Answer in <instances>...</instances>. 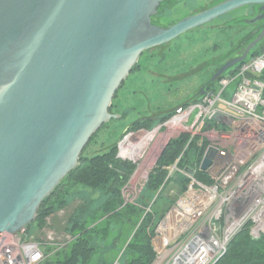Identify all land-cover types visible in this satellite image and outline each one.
Here are the masks:
<instances>
[{
  "label": "water",
  "instance_id": "1",
  "mask_svg": "<svg viewBox=\"0 0 264 264\" xmlns=\"http://www.w3.org/2000/svg\"><path fill=\"white\" fill-rule=\"evenodd\" d=\"M164 2L0 0V238L35 220L93 134L120 116L110 111L112 100L144 51L242 6L258 7L245 23L264 18V0H221L169 26L153 23ZM263 37L264 26L209 81L244 61ZM212 120L228 122L219 112ZM214 155L207 149L199 168L207 171Z\"/></svg>",
  "mask_w": 264,
  "mask_h": 264
},
{
  "label": "built area",
  "instance_id": "2",
  "mask_svg": "<svg viewBox=\"0 0 264 264\" xmlns=\"http://www.w3.org/2000/svg\"><path fill=\"white\" fill-rule=\"evenodd\" d=\"M263 70L264 49L243 62L235 74L220 79L217 93L207 92L200 101L179 106L163 123L179 130V134L187 133L188 143L195 137L199 144L208 141L206 150L213 149L215 155L204 171L210 178L208 182L195 177L203 156L198 164L180 170L188 181L155 226L150 264H214L243 229L252 238L264 234V141L248 128L251 122H258L264 130ZM231 83L234 89L229 93ZM215 112L223 114L228 122L212 120ZM135 132L131 133H139ZM120 142L117 156L131 159L139 168L134 158L121 155ZM177 161L170 165V176L179 170ZM144 178L142 187L147 172ZM122 193L125 201L134 198L124 190ZM44 244L26 228L4 232L0 238V264H43ZM120 257L121 253L112 264H120Z\"/></svg>",
  "mask_w": 264,
  "mask_h": 264
},
{
  "label": "trees",
  "instance_id": "3",
  "mask_svg": "<svg viewBox=\"0 0 264 264\" xmlns=\"http://www.w3.org/2000/svg\"><path fill=\"white\" fill-rule=\"evenodd\" d=\"M219 1L221 0L217 2ZM252 6L255 7V5H250L251 8ZM159 11L152 17V21L154 18L158 19L159 22L156 24L161 23L160 25L169 26L178 20L164 21L166 15H160ZM255 12L256 10H253L249 17H252ZM240 18L243 17L237 16L226 21L221 28L232 29L234 35L231 36L234 38L240 28L244 32L245 28L250 26ZM252 38L242 35L241 40L234 39L230 43V48L223 53V57L221 55L219 59L212 62L210 71L205 77L206 80L204 79L205 81L203 80L197 89L203 84L205 94L207 92L217 93L220 89V79L235 74L243 62L264 49L263 37L250 50L244 61L234 65L210 82L209 78L213 72L232 54L238 55V51L245 48ZM166 45L167 43L160 46ZM137 66H139L138 62L133 69ZM260 78L264 81V70ZM196 92L188 96L182 104L132 121L128 124L130 125L128 130L124 134L122 133L114 143L103 145L91 154H85L87 146L84 148L76 168L58 183L50 195L44 198L38 208L35 220L26 227L28 232H31L33 227L38 231L41 230L46 225L48 216L64 208L73 196L80 195L81 202L68 217L64 228L71 239L60 248L45 243L43 245L45 253L43 264H112L120 254H118L120 250V264H150L154 257L151 237L155 226L176 199V196L167 198L164 195V190L168 185H174V183L178 188V195L185 189L188 179L180 170L199 163L207 148V142L199 144L198 138H194L188 143L190 136L187 133H181L168 140L148 172L141 192L134 201L130 202H124L122 190L136 169V163L130 160L123 162L124 160L117 156L118 142L128 132L150 129L157 121L164 123L179 106L185 107L200 101L203 96H197ZM115 98L116 94L110 107L111 112L113 104H116V101L114 103ZM124 115L125 112H122L119 117ZM104 125L105 123L93 134L90 142ZM187 143L188 146L184 150ZM181 152L183 154L179 157ZM176 161L179 170L166 178L170 165ZM195 177L200 181H210L207 173L202 170H197ZM83 193L88 195L82 196ZM214 264H264V234L258 238H252L248 230L243 229L232 238L223 256Z\"/></svg>",
  "mask_w": 264,
  "mask_h": 264
},
{
  "label": "rangeland",
  "instance_id": "4",
  "mask_svg": "<svg viewBox=\"0 0 264 264\" xmlns=\"http://www.w3.org/2000/svg\"><path fill=\"white\" fill-rule=\"evenodd\" d=\"M217 1L165 0L159 14L166 15L164 21L169 19L179 20L186 15L213 5ZM253 10L256 9L242 6L230 11L229 13L232 14L221 21L220 16L205 25L185 31L168 42L166 46L154 47L148 52H143L138 59L139 66L132 69L125 77L114 99L116 104H113L112 112L119 115L125 112V115L105 123L95 138L88 142L84 153L91 154L103 145L114 143L132 121L142 116L155 115L185 102L188 96L192 95L197 90L198 85L203 82L210 71L212 62L219 59L221 55L223 57V53L230 48V43L234 39L236 41L242 39L244 34L242 28L238 30L237 34L235 32L236 35L233 38L231 36L234 35L233 30L224 27L223 29L221 26L237 16L249 17ZM153 22L158 23L159 21L154 18ZM243 50L244 48L240 49L238 54H241ZM233 89L234 83L228 85L227 91L229 93ZM157 125H160V128L158 127L157 133L145 148L142 157L135 159L138 165L142 163L143 169L139 165L140 170L138 168L136 169L137 172L134 170L136 173L131 174L130 182L128 180L123 186L125 194H128L130 198L134 197L131 201H134L142 190V183L145 180V173L143 174L142 171L145 169L148 175L168 140L180 135L179 131H174L168 125L158 121L150 129H140L138 131L139 133L149 132ZM135 133H130V135ZM187 146L188 144L185 145L184 150ZM182 154L183 152L179 156ZM125 160L131 161V159ZM177 192L178 188L174 183V185L171 184L165 188L164 195L167 198H173L178 196ZM85 195L88 194H82V196ZM123 200L124 202H130L125 201L124 196ZM80 202L79 194L73 196L64 208L57 210L46 218V225L41 230L38 231L33 227L30 233L38 236V239L45 241L47 245L55 248L63 247L71 239V236L64 229L67 219ZM155 207H158V205H155ZM48 234L49 236H47ZM120 251L118 254L121 253Z\"/></svg>",
  "mask_w": 264,
  "mask_h": 264
},
{
  "label": "bare ground",
  "instance_id": "5",
  "mask_svg": "<svg viewBox=\"0 0 264 264\" xmlns=\"http://www.w3.org/2000/svg\"><path fill=\"white\" fill-rule=\"evenodd\" d=\"M202 85L200 87H202ZM200 87L197 89V91L200 89ZM221 115H223V114H221ZM158 127L160 128V125H157L152 131H149V132L143 131V133L140 132L137 134H133L134 138H133L132 134L129 135L128 137H126L125 140L120 142L122 144L121 155L130 157V158H134V159H138L139 157H142L145 148L148 146L151 139L157 133ZM248 128L251 132L256 133L259 136V139H262L264 141V130L258 125V122H254V123L251 122V124L248 126ZM173 130L179 131L177 129H173ZM140 165H141V169H143L142 163ZM138 170H140V168H138ZM143 171H142V173L144 174L145 169ZM168 177H170L169 172H168V175L166 176V178H168Z\"/></svg>",
  "mask_w": 264,
  "mask_h": 264
},
{
  "label": "flooded vegetation",
  "instance_id": "6",
  "mask_svg": "<svg viewBox=\"0 0 264 264\" xmlns=\"http://www.w3.org/2000/svg\"><path fill=\"white\" fill-rule=\"evenodd\" d=\"M220 2V1H219ZM218 3V2H217ZM216 4V3H215ZM210 6H212V5H209V6H207V7H205L204 9H206V8H208V7H210ZM248 7H250V6H248ZM252 8H255L256 9V12H255V14L257 13V6H255V7H253L252 6ZM246 10V9H245ZM201 11V10H200ZM196 12H198V11H196ZM196 12H194V13H196ZM193 14V13H192ZM229 14H232V13H227V14H225V15H222L221 16V18L222 19H220V21L221 20H223L226 16H228ZM254 14V15H255ZM253 15V16H254ZM245 17H243V18H240V20L241 21H243V22H245ZM260 22V24H258ZM249 25V24H248ZM264 26V18L262 19V20H259L257 23H255V24H253V25H250V26H248L247 27V29L245 28V30H244V34H243V36H247V38H250V37H253L251 40H250V42L252 41V40H254L256 37H257V35L260 33V31L262 30V27ZM250 42H248L247 43V45L250 43ZM246 45V46H247ZM245 46V47H246ZM245 49V48H244ZM244 51V50H243ZM250 52V51H249ZM242 54V53H241ZM249 54V53H248ZM238 55H240V54H238ZM237 54L235 55V54H232V56L231 57H229V58H227L226 60H229V59H231V58H233V57H235V56H238Z\"/></svg>",
  "mask_w": 264,
  "mask_h": 264
}]
</instances>
